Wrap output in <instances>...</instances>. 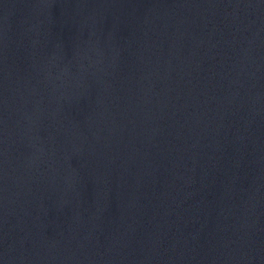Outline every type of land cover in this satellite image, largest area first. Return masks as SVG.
<instances>
[{
	"label": "water",
	"instance_id": "water-1",
	"mask_svg": "<svg viewBox=\"0 0 264 264\" xmlns=\"http://www.w3.org/2000/svg\"><path fill=\"white\" fill-rule=\"evenodd\" d=\"M0 264H264V0H0Z\"/></svg>",
	"mask_w": 264,
	"mask_h": 264
}]
</instances>
